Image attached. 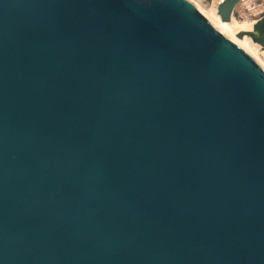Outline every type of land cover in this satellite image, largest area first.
I'll use <instances>...</instances> for the list:
<instances>
[{
  "label": "water",
  "instance_id": "1",
  "mask_svg": "<svg viewBox=\"0 0 264 264\" xmlns=\"http://www.w3.org/2000/svg\"><path fill=\"white\" fill-rule=\"evenodd\" d=\"M0 264H264V67L191 0H0Z\"/></svg>",
  "mask_w": 264,
  "mask_h": 264
},
{
  "label": "bare ground",
  "instance_id": "2",
  "mask_svg": "<svg viewBox=\"0 0 264 264\" xmlns=\"http://www.w3.org/2000/svg\"><path fill=\"white\" fill-rule=\"evenodd\" d=\"M196 6H198L203 13H205L222 31H224L229 37L235 40L246 51H248L263 67L264 59L259 56L260 47L259 44L254 42L249 34L244 33L241 36H237L238 30L248 29L252 26V22L243 21L241 24L231 17L229 20H223L215 9H203L198 5V0H192ZM239 35V34H238ZM262 53V52H261Z\"/></svg>",
  "mask_w": 264,
  "mask_h": 264
},
{
  "label": "rangeland",
  "instance_id": "3",
  "mask_svg": "<svg viewBox=\"0 0 264 264\" xmlns=\"http://www.w3.org/2000/svg\"><path fill=\"white\" fill-rule=\"evenodd\" d=\"M219 1L220 0H199L198 1V5L200 7H202L203 9L210 10L211 8L215 9V7H216V5H217V3ZM263 14H264V0H240L237 3L236 7L234 8L232 17L236 20V22H238L240 24L243 21H247V22H252L253 23V21L256 18L260 17ZM243 34H244L243 31H241V30L237 31V36H241ZM253 40H254V42L259 44V47H260L259 56L264 59V45H261L255 39H253Z\"/></svg>",
  "mask_w": 264,
  "mask_h": 264
},
{
  "label": "crops",
  "instance_id": "4",
  "mask_svg": "<svg viewBox=\"0 0 264 264\" xmlns=\"http://www.w3.org/2000/svg\"><path fill=\"white\" fill-rule=\"evenodd\" d=\"M192 1V0H191ZM199 1V0H198Z\"/></svg>",
  "mask_w": 264,
  "mask_h": 264
}]
</instances>
